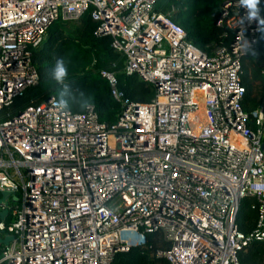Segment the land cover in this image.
<instances>
[{
    "label": "built area",
    "instance_id": "1",
    "mask_svg": "<svg viewBox=\"0 0 264 264\" xmlns=\"http://www.w3.org/2000/svg\"><path fill=\"white\" fill-rule=\"evenodd\" d=\"M158 0H0V264H112L160 233L168 264H239L264 242V105L251 119L240 101L241 62L257 46L262 15L228 2L218 28L229 45L209 53L187 40ZM253 11L255 15H252ZM88 14L96 37L112 38L123 73L153 89L127 104L101 71L122 113L107 126L93 107L72 114L53 98L12 115L37 85L30 54L56 21ZM226 36V34L224 35ZM252 198L256 228L239 232L240 202ZM135 236L131 239L129 236Z\"/></svg>",
    "mask_w": 264,
    "mask_h": 264
},
{
    "label": "trees",
    "instance_id": "2",
    "mask_svg": "<svg viewBox=\"0 0 264 264\" xmlns=\"http://www.w3.org/2000/svg\"><path fill=\"white\" fill-rule=\"evenodd\" d=\"M249 0H158L156 10L168 13L185 32L186 38L198 49L210 52L212 47L229 45L232 32L216 26L222 4ZM256 7L262 15L257 46L241 62L240 80L244 93L240 106L251 119L252 114L264 105V0H257ZM172 12V13H173ZM96 24L88 14L77 22L58 20L46 32L43 46L31 51L30 59L38 82L23 97L15 99L9 108L14 115L29 105L39 106L49 98L72 114H82L91 106L98 121L112 125L122 113L123 102L111 97L108 83L99 75L101 71L113 73L117 88L127 104H147L153 98V89L136 75L123 73L124 57L111 47L109 36L96 37ZM226 34V36H224ZM62 59L67 70L63 80L55 79L56 60ZM255 200L245 198L239 204L236 224L239 232L249 234L256 228ZM168 249L160 233L147 234L143 244L117 253L112 264H168L157 253ZM239 264H264V242H254L238 254Z\"/></svg>",
    "mask_w": 264,
    "mask_h": 264
},
{
    "label": "clouds",
    "instance_id": "3",
    "mask_svg": "<svg viewBox=\"0 0 264 264\" xmlns=\"http://www.w3.org/2000/svg\"><path fill=\"white\" fill-rule=\"evenodd\" d=\"M257 0H249V7L252 9H255ZM252 15H255V12L253 11ZM55 79L57 81H61L64 79V77L67 75V70L64 66V62L62 59L56 60V67H55Z\"/></svg>",
    "mask_w": 264,
    "mask_h": 264
},
{
    "label": "rangeland",
    "instance_id": "4",
    "mask_svg": "<svg viewBox=\"0 0 264 264\" xmlns=\"http://www.w3.org/2000/svg\"><path fill=\"white\" fill-rule=\"evenodd\" d=\"M175 10H174V12H175ZM174 12L171 13V15L174 14ZM11 199L13 200V202H16L17 201V195H12L10 197V195L8 193H5V192L4 193H1V196H0V204H2V203H9V202L11 203V201H10ZM2 214H5V212L1 213L0 215H2ZM2 237H3V235L0 234V241H3V240L9 241L10 240L9 239L10 236L4 237L3 239H2Z\"/></svg>",
    "mask_w": 264,
    "mask_h": 264
},
{
    "label": "water",
    "instance_id": "5",
    "mask_svg": "<svg viewBox=\"0 0 264 264\" xmlns=\"http://www.w3.org/2000/svg\"><path fill=\"white\" fill-rule=\"evenodd\" d=\"M225 4H226V2L222 4V7ZM261 151L264 153V141L261 144ZM4 216H5V214L0 215V219L2 220L4 218ZM9 239H10L9 241H6V240L0 241V245H7L10 241H12L11 237Z\"/></svg>",
    "mask_w": 264,
    "mask_h": 264
},
{
    "label": "bare ground",
    "instance_id": "6",
    "mask_svg": "<svg viewBox=\"0 0 264 264\" xmlns=\"http://www.w3.org/2000/svg\"><path fill=\"white\" fill-rule=\"evenodd\" d=\"M129 238H131V239H136V237H135V236H133V235H132V236H129Z\"/></svg>",
    "mask_w": 264,
    "mask_h": 264
}]
</instances>
